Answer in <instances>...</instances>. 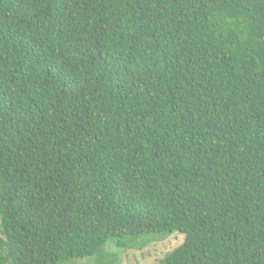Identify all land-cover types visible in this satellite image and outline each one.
<instances>
[{
  "label": "trees",
  "instance_id": "1",
  "mask_svg": "<svg viewBox=\"0 0 264 264\" xmlns=\"http://www.w3.org/2000/svg\"><path fill=\"white\" fill-rule=\"evenodd\" d=\"M175 231L264 264V0H0V264Z\"/></svg>",
  "mask_w": 264,
  "mask_h": 264
},
{
  "label": "rangeland",
  "instance_id": "2",
  "mask_svg": "<svg viewBox=\"0 0 264 264\" xmlns=\"http://www.w3.org/2000/svg\"><path fill=\"white\" fill-rule=\"evenodd\" d=\"M183 240L184 235L176 231L165 236L135 237L126 249L115 247L110 240L102 247L98 256L73 259L65 264H101L104 260L114 262V259L117 260L116 264H153L179 246Z\"/></svg>",
  "mask_w": 264,
  "mask_h": 264
}]
</instances>
